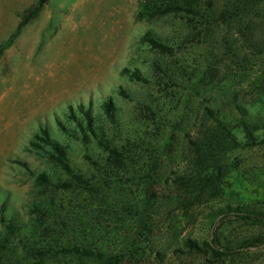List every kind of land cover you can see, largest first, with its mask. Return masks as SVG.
Listing matches in <instances>:
<instances>
[{
	"label": "rangeland",
	"instance_id": "rangeland-1",
	"mask_svg": "<svg viewBox=\"0 0 264 264\" xmlns=\"http://www.w3.org/2000/svg\"><path fill=\"white\" fill-rule=\"evenodd\" d=\"M139 1L46 0L33 12L38 0H0V264L50 263L25 253L18 235L23 229L42 230L56 217L69 220L99 209L102 200L141 204L150 196L157 206L168 205L171 215L161 209L146 234L149 243L140 238L137 256L125 264H264V222L218 217L213 223L207 217L225 205L264 211V145L231 153L218 183L221 194L190 205L192 219L177 205L186 195L177 199L171 182L189 159L180 145L188 131L185 116L206 105L207 96L200 89L193 96L191 87L205 66L213 64L221 73L222 65L232 66V53L221 52L217 29L207 31V39L203 33L193 38L179 21L139 20ZM147 34L166 49L149 45ZM107 101L114 107L113 122L103 109ZM42 129L61 154L39 140ZM145 134L168 148L148 187L138 179L142 162L132 179L125 171L108 170L106 151L137 145ZM40 174L47 183L38 180ZM237 176L246 192L236 190ZM186 239L228 251H197Z\"/></svg>",
	"mask_w": 264,
	"mask_h": 264
},
{
	"label": "trees",
	"instance_id": "trees-1",
	"mask_svg": "<svg viewBox=\"0 0 264 264\" xmlns=\"http://www.w3.org/2000/svg\"><path fill=\"white\" fill-rule=\"evenodd\" d=\"M45 1L38 0L30 11ZM33 12H29V15ZM163 17L179 21L192 37H199L203 33V38H206L207 31L217 29V43L221 52L225 56L232 53V66L222 65L223 73L213 64L205 66L201 76L197 75L199 78L191 87L193 96L200 95L199 89L207 96L206 105L189 110L191 115L185 116L188 131L183 134L185 139L180 145L185 144L189 159L186 169L179 175L174 173L176 176L172 177L171 182L176 186L174 190L177 191V199L186 195L184 202L177 205L179 209H183L185 217L192 219L188 208L190 205L211 200L213 196L221 194L218 183L226 172L225 160L231 153L244 147L264 145V0L139 1V20ZM24 23L22 21L18 29ZM143 39L154 48L163 51L166 49L164 44L150 34ZM250 77L251 80L248 79ZM248 80L245 86L244 81ZM103 109L106 116L112 122L115 121L114 107L110 101L104 103ZM190 119L193 122L191 125ZM41 133L39 140L52 148L54 155L61 154L48 131L42 129ZM147 136L145 134L140 138L137 145H134V141L119 148L108 146L106 151L111 157L108 170L121 173L125 171L124 174L130 175L132 179H137L141 172L138 179L141 178L145 182L142 185L148 187L152 172L156 173L160 156L166 155L168 148L161 146L160 142L152 143ZM140 162L143 168L136 174L134 169ZM37 178L41 183L48 182L44 174ZM234 185L238 191L246 192L249 189L239 176ZM254 191L258 193V189ZM145 194L146 192L144 196ZM164 208L167 215L172 212L168 205L157 206L151 196L144 198L141 204L139 201L125 200L111 205L102 200L99 209L88 213L80 212L69 220L56 217L42 230L39 226H33L31 232L23 229L18 235L23 240L25 253L34 258V261L42 259L52 264H125V259H128L131 263L138 254L140 238L149 243L146 234H150L155 218L162 215L160 212ZM170 215L171 213L168 217ZM207 217L213 223L218 217L263 223L264 211L248 205H225L213 210ZM12 220L11 216L10 221ZM108 225H113V228L108 230ZM7 227L9 232L13 230L12 224ZM130 233L134 236H130ZM120 234H123L121 241L118 240ZM116 241L120 242V248L115 246ZM1 243L0 241L3 247ZM185 244L197 251H202V246H206L209 251L219 255L228 251L218 252L212 242L200 245L195 240L186 239Z\"/></svg>",
	"mask_w": 264,
	"mask_h": 264
}]
</instances>
